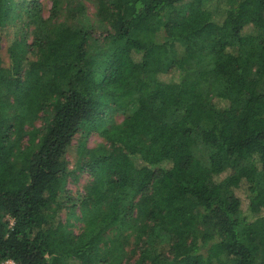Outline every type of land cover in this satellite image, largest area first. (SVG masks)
I'll return each instance as SVG.
<instances>
[{
  "label": "trees",
  "instance_id": "trees-1",
  "mask_svg": "<svg viewBox=\"0 0 264 264\" xmlns=\"http://www.w3.org/2000/svg\"><path fill=\"white\" fill-rule=\"evenodd\" d=\"M49 2L0 0V264H264V0Z\"/></svg>",
  "mask_w": 264,
  "mask_h": 264
},
{
  "label": "rangeland",
  "instance_id": "rangeland-1",
  "mask_svg": "<svg viewBox=\"0 0 264 264\" xmlns=\"http://www.w3.org/2000/svg\"><path fill=\"white\" fill-rule=\"evenodd\" d=\"M40 1L42 2L43 6L45 8V14H47V10H48V8L50 6L49 0H40ZM88 9H89L90 13H93L94 7H93V5L90 2L88 3ZM12 36H13L12 28H7L3 32H1V34H0V37H1L0 55H1V57L4 60L5 63H7V60H8V52L7 51H8V45H9V42H10V39L12 38ZM115 118L117 120H120L121 119V115H116ZM255 124L258 127H264V120H260L259 122H256ZM77 139H78V135H76V137L73 139V143L74 144L77 143ZM99 141H101L99 136H97V134L93 133L88 138L87 146H89V147L95 146ZM67 158H68V160L70 162V166H72L73 165V160H74L73 153L69 152ZM86 178H87L86 174L80 175L78 177L77 182L75 184L73 182L69 181L68 184H67V188L71 189L73 192L76 189H80L81 190L82 189L81 187L84 184ZM146 208H147V202L144 201V200H141L140 201V205L138 206V210L136 212L138 214L143 215L145 213V209ZM77 214H78V212H77ZM62 216L63 217L65 216L64 212H62ZM70 222H71L70 229H72L71 230L72 235L76 236L80 232L82 223H81V221L76 220L74 217L70 218ZM5 264H14V263L12 261L8 260V261L5 262Z\"/></svg>",
  "mask_w": 264,
  "mask_h": 264
}]
</instances>
